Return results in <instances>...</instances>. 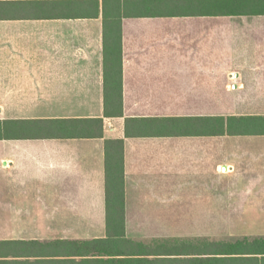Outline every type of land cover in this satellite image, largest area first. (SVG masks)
I'll return each mask as SVG.
<instances>
[{
	"label": "crops",
	"instance_id": "0c3cea01",
	"mask_svg": "<svg viewBox=\"0 0 264 264\" xmlns=\"http://www.w3.org/2000/svg\"><path fill=\"white\" fill-rule=\"evenodd\" d=\"M156 2L0 0V120H102L100 136L0 139V264H190L208 240L264 242V14ZM224 92L230 111L208 114ZM208 115L262 132L207 135ZM119 151L122 206L106 195ZM208 219L262 230L208 239Z\"/></svg>",
	"mask_w": 264,
	"mask_h": 264
},
{
	"label": "trees",
	"instance_id": "16d2710c",
	"mask_svg": "<svg viewBox=\"0 0 264 264\" xmlns=\"http://www.w3.org/2000/svg\"><path fill=\"white\" fill-rule=\"evenodd\" d=\"M142 1H157L155 4L159 9L163 10L160 13L167 12L169 15L215 17L264 14V0ZM115 97L116 99L120 97L119 90L115 92ZM104 114L105 116H119L121 114V107L105 106ZM39 122L41 123L40 125H35L30 121L24 120H0V139L18 138L24 135H35L38 133L45 134V136L92 137L100 136L102 130L101 119L41 120ZM259 127L250 118L222 115H208L205 118V132L207 135L262 132V129ZM119 149L121 150V146H119ZM106 195L108 198H116L119 205L122 206L124 188L121 151H119L115 158L111 170L106 172ZM263 243L262 240L236 243L208 240L207 258L200 260L198 258L192 259L189 263L230 264L232 260H245L255 263L264 258ZM241 255L244 257H240ZM258 255L261 257H257Z\"/></svg>",
	"mask_w": 264,
	"mask_h": 264
},
{
	"label": "rangeland",
	"instance_id": "374dc122",
	"mask_svg": "<svg viewBox=\"0 0 264 264\" xmlns=\"http://www.w3.org/2000/svg\"><path fill=\"white\" fill-rule=\"evenodd\" d=\"M210 79H211V82L209 83L208 88L213 90L217 87L219 82L215 81V79L213 77H210ZM218 79L219 78L217 77V80ZM227 82H228V79H227ZM224 87H226L227 91H230L231 86L229 83L225 84ZM229 93L230 92H227V93L224 92L223 93L222 103L224 104V106L219 107V108H216L214 106L208 107V109H207L208 114L230 111V107H229L230 95H229ZM214 95H215V92H213V91H212V93L208 92V96L213 97ZM208 103H213V102L208 101ZM11 113L12 112L7 111L5 116H8V114H9V116H13V115H11ZM0 147H1V145H0ZM21 190H23L22 187L16 188L17 193H20ZM37 190L39 191V188L38 189H36L35 187H31V189L26 188L25 194L28 192H31V195H36L35 193L37 192ZM214 192H215L214 188H208V196H214V194H215ZM234 222L235 223L237 222L238 227H240L241 224L244 222L243 225H245V226L248 225V227H249V225H253L251 227L254 231L261 232V230H262L261 229L262 228L261 221H230V220L208 219V221H207V237H208V239H228V240L231 239L232 238L231 227H232V224H234ZM240 228H237V229H240Z\"/></svg>",
	"mask_w": 264,
	"mask_h": 264
}]
</instances>
